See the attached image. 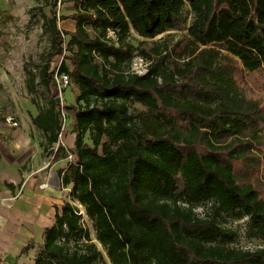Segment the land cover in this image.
<instances>
[{
  "label": "trees",
  "instance_id": "trees-1",
  "mask_svg": "<svg viewBox=\"0 0 264 264\" xmlns=\"http://www.w3.org/2000/svg\"><path fill=\"white\" fill-rule=\"evenodd\" d=\"M55 17L48 62L38 82L27 70V88L51 93L33 118L44 150L64 156L53 148L66 112L76 160L59 171L71 201L25 249L36 248L34 264H264V246L234 248L223 224L248 218L247 237L264 244V105L239 76L264 90V0H74L71 33ZM173 31L184 35L172 44L130 41ZM56 56L79 90L74 106L56 100ZM136 56L146 75L131 72Z\"/></svg>",
  "mask_w": 264,
  "mask_h": 264
},
{
  "label": "rangeland",
  "instance_id": "rangeland-1",
  "mask_svg": "<svg viewBox=\"0 0 264 264\" xmlns=\"http://www.w3.org/2000/svg\"><path fill=\"white\" fill-rule=\"evenodd\" d=\"M73 13L74 0H57L56 5L53 0H0V236L2 234L0 242L3 246L9 245L11 239L15 240L14 242L19 246L26 243L24 233H21L25 229L35 233V239L30 244H39V241H43V232L54 221L57 207H62L66 201H71L72 186L63 188L55 179L54 184L61 192V198L56 203L52 202L53 209L47 210L48 212L44 211L38 220L42 222V226L35 229L25 217L17 215L14 211L16 208L13 207L14 202L20 199L25 185H29L34 180L38 182L36 186L49 182L50 172L53 168L58 173V167L52 164L54 162L52 148L44 150L48 146L47 142L43 133L33 124V118L38 114V107L49 106L52 98L51 93L44 87H38L34 94L29 93L26 80L28 70L37 76L38 82L40 70L48 62V55L51 52L49 21L53 14H56L58 28L63 32L71 33L75 31V23L71 19H63V17ZM183 35L184 32L173 31L154 40H146L132 32L130 41L135 46L144 43V47H150L154 43L160 45L175 43ZM110 37L114 38L112 32H110ZM63 60V56H56L53 59L51 71L55 72V75ZM178 62L183 63L179 59ZM66 63L71 70L70 62L67 60ZM239 76L249 94L260 99L264 105V90H257L253 86L247 72L242 67H240ZM78 95V88L70 81L68 88L63 91L62 97L59 93V100L65 106H74ZM130 107L132 112L143 110L139 104H132ZM75 137L73 121L64 112L60 142L66 150L64 154L66 156H62L59 160V163L64 166L66 162L68 164L76 160ZM86 142H90L88 136H86ZM56 148L54 149L56 150ZM260 157L262 160L260 177L264 180V153L260 154ZM7 184H13L16 190L11 192ZM78 207L82 210L83 223L88 229L91 239L101 249L91 221L85 215L84 209L79 205ZM197 213L201 214V210H197ZM248 222V218L239 223H232L229 219L223 221L224 226L233 228L238 234L232 245L234 248L257 250L264 246V244L252 241L247 237ZM35 249L25 252V254H22L23 248L18 249L15 252L17 262H12V259L8 258L5 264H32Z\"/></svg>",
  "mask_w": 264,
  "mask_h": 264
},
{
  "label": "crops",
  "instance_id": "crops-1",
  "mask_svg": "<svg viewBox=\"0 0 264 264\" xmlns=\"http://www.w3.org/2000/svg\"><path fill=\"white\" fill-rule=\"evenodd\" d=\"M56 146L58 148V144H56L54 146V148H56ZM54 148H53V150L55 151ZM70 149L73 150V148H70ZM52 160H54L53 157H52ZM52 160H51V163H52ZM59 160H61V159H59ZM59 160H56L52 163L58 167L57 168L58 173L53 168L50 172L49 182L42 183L39 186H36L38 184V182H37V180H34L29 185H25V189H23L21 192L20 199L17 200L16 202H14V204H13L14 209L16 208L14 210L15 213L17 215L19 214L20 216L25 217V219L33 227V229H35L36 227L42 226V224H41L42 222H39L38 220L44 214V211L48 212L47 210L53 209L52 202L56 203V201L60 200V198H61V192L59 190H57V186L54 184L55 183L54 180L57 179V183L61 184V178L59 177V171L66 168L67 162L65 163V166H64V164L59 163ZM62 163H64V162H62ZM42 185H46V187L41 188ZM59 208H61V207H57V209L55 210L53 223L50 226H47V228L51 227L54 224L55 215H56V212ZM21 233H24V238L27 241L26 243H23L22 246L17 245L14 242L15 240H12V239L10 240L9 245L3 246L0 242V256L3 258V264H5V262L8 260V258L12 259V262L13 261L17 262V260L15 258V252H17L18 249L23 248L22 254H25L26 247L30 244V242H32L35 239V233L32 231L25 229L24 232L21 231ZM43 234H44V232H43ZM1 236H2V234H1ZM42 243H43V241L42 242L39 241V244H42ZM31 250H34V249H31ZM35 254H36V251L34 252V256H35ZM34 259H35V257H33L32 264H34Z\"/></svg>",
  "mask_w": 264,
  "mask_h": 264
},
{
  "label": "built area",
  "instance_id": "built-area-1",
  "mask_svg": "<svg viewBox=\"0 0 264 264\" xmlns=\"http://www.w3.org/2000/svg\"><path fill=\"white\" fill-rule=\"evenodd\" d=\"M149 64L150 63L147 60H145L143 57L138 56L133 59V62L131 65V72L133 74H137L140 76L146 75L148 72ZM55 81H56L58 92L60 93V96L62 97L63 91L69 86V82H70L69 76L65 73L60 74L57 71V74L55 75ZM62 132H63V129H62ZM62 132L59 135L58 146L61 144L60 138H61ZM45 187L46 185L41 186V188H45Z\"/></svg>",
  "mask_w": 264,
  "mask_h": 264
},
{
  "label": "water",
  "instance_id": "water-1",
  "mask_svg": "<svg viewBox=\"0 0 264 264\" xmlns=\"http://www.w3.org/2000/svg\"><path fill=\"white\" fill-rule=\"evenodd\" d=\"M56 100H57V102H58V101H59V98H57Z\"/></svg>",
  "mask_w": 264,
  "mask_h": 264
}]
</instances>
